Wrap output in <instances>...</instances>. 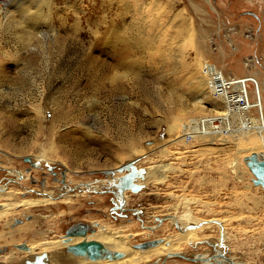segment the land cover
Returning <instances> with one entry per match:
<instances>
[{"label": "rangeland", "instance_id": "obj_1", "mask_svg": "<svg viewBox=\"0 0 264 264\" xmlns=\"http://www.w3.org/2000/svg\"><path fill=\"white\" fill-rule=\"evenodd\" d=\"M44 2L0 0V205L52 199L0 218V264H74L20 248L54 238L82 261L64 244L81 224L139 250L197 228L149 264H264V184L245 160L264 132L187 139L189 117L223 110L196 108L195 63L264 79V0Z\"/></svg>", "mask_w": 264, "mask_h": 264}, {"label": "bare ground", "instance_id": "obj_2", "mask_svg": "<svg viewBox=\"0 0 264 264\" xmlns=\"http://www.w3.org/2000/svg\"><path fill=\"white\" fill-rule=\"evenodd\" d=\"M9 1V0H8ZM52 1V0H51ZM134 1V0H133ZM159 1V0H158ZM161 1V0H160ZM14 2V1H13ZM30 2V1H29ZM41 2V5L42 3H45L44 0H40ZM125 2V1H124ZM139 2V1H138ZM39 3V1L37 2ZM123 3V2H122ZM6 4V3H5ZM161 4V3H160ZM135 5V4H134ZM162 6V4H161ZM41 6H39L38 9H36V11H32L31 10V7H24L22 10H21V13L24 17H26V19L28 21H30L31 19H34L36 17H38V11L41 9L40 8ZM132 7V6H131ZM50 8V6H49ZM51 9V8H50ZM9 11V10H8ZM1 12V11H0ZM9 13V12H8ZM15 14V13H14ZM7 15V14H6ZM9 18V17H8ZM10 22V21H8ZM33 22H37V20H34ZM20 23V22H19ZM29 23V22H28ZM7 24V23H6ZM3 25V24H2ZM28 25V24H27ZM33 25V24H31ZM43 25V24H42ZM4 27H7V26H4ZM38 28V27H37ZM1 29V28H0ZM6 29V28H5ZM1 31V30H0ZM23 31V30H21ZM24 32V31H23ZM26 32V31H25ZM2 33V32H1ZM5 34V33H4ZM2 35V34H0ZM3 38V37H2ZM1 38V40H2ZM5 39V38H4ZM3 41V40H2ZM1 41V42H2ZM1 46V45H0ZM4 48V47H2ZM1 55V54H0ZM212 64L210 65H207L204 67L203 64H197L195 63L194 64V74H195V82L194 84L196 83V86H200L202 89L200 90V93L198 95V98H197V101L195 102L196 104V108H205V102L208 100V99H213V100H216L217 102L219 101L220 104H221V107L223 108V110H217L216 113H221V112H226L228 110V108H226V105L225 103L223 102V100L221 99H217L215 98L211 93L210 91L208 90V73H209V68L211 67ZM212 66H215V65H212ZM217 66V65H216ZM248 67V64L246 65ZM218 67V66H217ZM251 67V66H250ZM254 67H257V65H255ZM219 68V67H218ZM220 69V68H219ZM221 70V69H220ZM208 71V72H207ZM223 73L225 74L224 70H222ZM249 76H253V75H249ZM257 82H258V86H259V91H260V100L261 102H263V97H264V79L261 78V75L260 74H257V75H254L253 76ZM198 89V88H197ZM263 106V105H262ZM207 108V107H206ZM194 109V108H193ZM216 109V108H215ZM191 110V109H190ZM195 110V109H194ZM198 109H196L197 111ZM201 110V109H200ZM214 110V108H213ZM192 111V110H191ZM204 111V110H203ZM211 111V110H210ZM190 112V111H189ZM211 112H214V111H211ZM244 117H249V113L247 112H244L243 115ZM196 116H191L189 117V122L191 121V124L189 125V130L187 132H198L197 130H194L193 126H192V123L196 121ZM201 117V116H200ZM199 118V117H197ZM181 119V117H180ZM179 119V116L176 117V121L173 123L171 122V124L169 125L170 126V131H175L177 130V127H178V122L180 121ZM179 120V121H178ZM250 119H247L245 122L247 123ZM263 120L262 118H259V119H251V126H248V127H244V129H240V130H236V132L232 133V134H229V135H236L238 136L239 134H241V132H246V131H251V130H257L261 135L262 133L264 132V124H263ZM193 128V129H191ZM170 132V133H171ZM207 134H210V133H207ZM205 135V134H198L196 133V137L197 136H204L205 139L206 137L208 138L209 136H220V135H217V134H212V135ZM182 136V135H181ZM203 137V138H204ZM181 138V137H180ZM179 136L176 138V139H180ZM210 138V137H209ZM216 138V137H215ZM214 138V139H215ZM204 139V140H205ZM187 140V139H186ZM188 142V141H187ZM254 151L250 152L249 155H245V157H249L251 156V154L253 153ZM148 152L144 151V150H140L138 151L137 155H136V158L131 162H135L137 161V157L138 158H145L147 156ZM260 155L264 156L263 153H260ZM130 167V166H129ZM141 168V167H140ZM147 169V168H146ZM113 170V169H112ZM137 171V169H136ZM140 171V170H139ZM148 172V171H147ZM125 173V172H124ZM142 173V172H141ZM146 173V172H145ZM147 174V173H146ZM111 175V174H110ZM256 175V174H255ZM137 179V178H136ZM135 180V179H134ZM121 181V180H120ZM141 181V179L139 180ZM146 181V179H145ZM137 182V181H136ZM260 182V180H259ZM140 184H143V183H140ZM123 187V186H122ZM143 187V186H142ZM0 189H4L3 186H0ZM12 189V188H11ZM126 190V189H125ZM14 191V190H13ZM143 192V191H142ZM1 194V193H0ZM11 194V191H7L5 192V195H2L1 196H9L7 197V201H9L8 199H10V196H13V195H10ZM119 194V193H118ZM51 195V194H50ZM121 195V194H120ZM124 196V195H123ZM42 197V196H41ZM54 199V198H53ZM55 201V200H54ZM58 201V200H56ZM49 202H52V199L48 198V199H43V197L41 199H38L36 200L35 202H31L27 199H20L19 201H16V202H9L7 203V206L6 205H3L1 208H0V218L2 217H5L9 211H11V209L13 208L14 209V206L18 203L19 205H27V206H36V205H40V204H47ZM4 204V203H3ZM10 209V210H9ZM191 215L189 214H185L184 219L185 220H188V218L190 217ZM183 219V220H184ZM197 219V218H196ZM201 220V219H200ZM199 220V221H200ZM212 220V219H211ZM175 221V220H174ZM203 221V220H202ZM219 222H221L220 220H218ZM183 222V221H182ZM191 221L189 222H186L185 226H189L191 225ZM206 223V222H205ZM195 224V223H193ZM196 225H203V223H200V224H196ZM223 225V224H222ZM99 227V226H98ZM187 228V227H186ZM201 228V227H200ZM223 228V227H222ZM190 229V228H189ZM203 229V228H202ZM181 230V229H180ZM90 231V230H89ZM177 237V238H176ZM175 237V240L173 241L172 243V240L169 241L170 243L167 244V240H165L164 242H162L160 245H157V246H154V247H150V248H146V249H134L132 247V245L129 243L128 241V238L125 234H119L117 231H114V230H111V229H101L97 232H95L94 234H90L88 233L87 235L85 236H76V237H71L66 243L64 244H67L69 246H73L74 244H78L80 242H83V241H98V242H101L103 244V250H107V251H110L112 252L113 254L115 253H124V257L123 258H110L108 256H110L111 254H107L106 256H102L100 258H97V259H94L92 260L93 262L91 261H88L87 259H90L88 256H85L84 259L86 260H82V261H77V260H74L72 259L70 256H68V254L62 250V247L64 246L63 243H61L60 239L59 238H54V239H50L49 241H47L45 244L42 243L41 241H36L34 242L32 245H29L28 246V249L27 250H23L24 253L26 252L28 255L29 254H32V255H37V254H41L43 252H48L50 255H52L53 257H55L57 259L58 262H61L62 260H67V261H70V262H73L74 264H149L151 262H153V260H156L157 258H160L162 257L163 255H166L168 253H172V252H175L176 250H178L182 244H185L187 243L188 241H190L191 239H195V238H198L199 235L197 233V228L196 229H192V230H187L186 232L184 233H180L178 234L177 236ZM2 238V237H0ZM226 238V237H225ZM64 239V238H63ZM165 239V238H164ZM220 239V238H219ZM194 241V240H193ZM223 242V240H222ZM225 244V243H224ZM218 246V245H217ZM220 246H223V245H220ZM221 249V248H220ZM222 254V252H220ZM112 254V255H113ZM114 257V256H113ZM45 259L46 258H43L41 259V263L40 264H47L45 262ZM99 259V260H98ZM14 260V256H11L10 257V261H13ZM60 260V261H59ZM91 260V259H90ZM34 261V260H33ZM34 262H37V261H34ZM160 264V263H159ZM236 264V262L234 263Z\"/></svg>", "mask_w": 264, "mask_h": 264}, {"label": "built area", "instance_id": "obj_3", "mask_svg": "<svg viewBox=\"0 0 264 264\" xmlns=\"http://www.w3.org/2000/svg\"><path fill=\"white\" fill-rule=\"evenodd\" d=\"M249 34L248 37L253 36L250 30ZM251 39H254V37ZM255 60V56L247 57L246 62H244L245 68L247 64L248 69L252 68L250 66L254 64ZM249 75L252 74L249 73L244 76L224 74L216 65H211L208 73V90L215 98L223 100L228 110L197 118L192 126L198 132H188L187 139L189 141L195 139L196 133L229 136L236 130L251 126V119H264V107L260 100L258 82L253 76ZM244 112L249 113V117L242 116ZM247 119L250 120L246 123Z\"/></svg>", "mask_w": 264, "mask_h": 264}, {"label": "water", "instance_id": "obj_4", "mask_svg": "<svg viewBox=\"0 0 264 264\" xmlns=\"http://www.w3.org/2000/svg\"><path fill=\"white\" fill-rule=\"evenodd\" d=\"M248 162L250 169L256 174L259 180L264 184V156L260 155L257 152H253L251 156L245 158ZM2 205H0V208ZM89 232V227L87 225L81 224L76 226L72 229H69L66 233V238L76 237V236H85ZM148 244H145L143 247H147ZM20 248L25 250L28 249V246L21 245ZM70 251L73 252L72 254L75 256H88L91 260L100 258L103 255V244L98 241H83L78 244H74L73 246L69 247ZM70 253V252H69ZM107 253V252H106ZM112 256V255H111ZM40 259L47 258L46 254L38 256ZM110 257V256H108ZM114 258V257H110Z\"/></svg>", "mask_w": 264, "mask_h": 264}, {"label": "crops", "instance_id": "obj_5", "mask_svg": "<svg viewBox=\"0 0 264 264\" xmlns=\"http://www.w3.org/2000/svg\"><path fill=\"white\" fill-rule=\"evenodd\" d=\"M260 75H262V74H261V71H260ZM261 78H262V76H261ZM262 79H263V78H262ZM262 105H263V107H264V104H263V102H262Z\"/></svg>", "mask_w": 264, "mask_h": 264}]
</instances>
